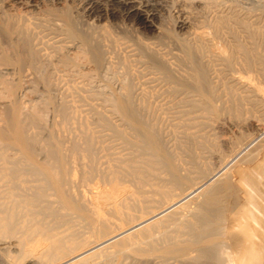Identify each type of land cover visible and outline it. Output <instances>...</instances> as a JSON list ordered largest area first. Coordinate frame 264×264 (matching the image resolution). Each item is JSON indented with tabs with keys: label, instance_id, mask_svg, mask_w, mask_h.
<instances>
[{
	"label": "bare ground",
	"instance_id": "obj_1",
	"mask_svg": "<svg viewBox=\"0 0 264 264\" xmlns=\"http://www.w3.org/2000/svg\"><path fill=\"white\" fill-rule=\"evenodd\" d=\"M15 1H16V4H21L20 6L24 5V10L26 11H28L29 8H32V4H30L29 1L28 3L25 2L23 4L21 0H15ZM81 1H83L84 7L82 8L88 18H91V19L94 18L95 20L99 21L102 19L104 14L107 16L109 15L113 18L120 17L121 19H123L124 21L128 23L136 24L142 30H147L149 28L156 29L154 25L152 24L153 23L152 21L156 19L157 16L160 15V13L162 12V9L164 8L163 6L164 4L173 5L174 7L170 9V10H174L173 12H175V10L177 12L180 8H182V10L185 7L187 8L189 7L188 9H191V6L192 7L195 6V8L193 9L197 8L199 10V13L202 12L206 15V18H203V17L201 18V16L199 17V15L202 13L200 14L198 13V15H195L196 16L195 19H197V20L194 19V21H196L195 24L197 25L195 26V28L190 27L189 23L187 22V20L189 19L188 16H187L188 19L185 16L183 20L180 19L181 18L180 17L179 18L180 21L178 20L179 22L176 23L177 25L175 24L176 29L181 30V31L182 30L186 31V29H191V31H189L190 32L189 36L192 39L191 44L193 42V46H191V48L187 47L186 48L187 50L185 51V53L183 52L184 53L183 55L184 63L188 67L187 72H185L184 70L185 72L184 74L181 72L182 74L179 73V76L171 75L170 71H168V68L165 66V64L161 62L162 58L161 57L158 58L157 55L152 54L153 51L149 52L146 50L147 51L146 54H148L147 58L149 57L148 60L149 59L151 60V62L155 66L154 68H156L158 72L156 69L154 70L157 73H159V76L157 75L155 77L158 80H156L153 76H151L154 78V80H152L149 76L150 81H153V82L156 81L155 82L156 84L160 82L161 87L163 86V84L165 85L164 87L166 88L164 89L163 87L165 91L163 90L162 91H163V95H166L167 99H169L167 100L168 103L172 99L171 102L176 101L178 105L183 104L184 106L189 108V110L187 109L186 111H183L184 112L183 114L179 110L180 112V113L178 112L179 116L189 115V114L195 115V112H199L198 114L209 113V115L218 114L217 112L218 110L214 109L216 108V106L213 108L214 106L213 104H215L217 101L220 100V98L218 99L219 95H217L219 91L217 90V87H214V83L213 84L210 83L212 80L208 81V79H206L207 75L205 73L208 71H206L207 68L204 67V62L202 63V60H203L202 56H204L205 53L207 56V54L210 55L212 52L215 53V51H217L218 53L216 52L215 54H219V55L221 54V58L223 57L225 61H223L219 57L220 60H222L223 63L225 62L228 65V67L231 66L232 60H230V58L232 57V55L238 56L239 54V56L241 55L242 59H244L243 60L244 66L248 68L254 65V62H255L254 60L257 59L256 55L258 54L255 51V49L252 47L253 45L248 46V44H252L255 40H259V39L264 40V24H262V19L250 11L243 12L242 10L236 9V7H233V5L229 3L227 0H161V1L160 0H81ZM171 5L170 7H172ZM26 11L24 12V15H26L27 13ZM178 12H180V10ZM197 12H195V14H197ZM22 17H25V16H22ZM22 17L20 19H22ZM20 19L18 21H20ZM10 22L12 21L8 22L5 20L4 22H0V31L6 37V39L12 38V36L16 37L17 42H15L14 46L12 47L16 55L14 62L18 66L25 63L26 64L25 67L27 65L28 67H31L29 65L34 64L36 61V58L38 57V54L36 55L37 50L36 49L33 50L34 47H31V45H33L31 44L32 43V38L30 37L31 34H29V31L31 30V29L29 30V28L31 27H29L28 24L25 23V21L24 23L20 21L21 24L20 23L12 24ZM62 22L64 25V31H63L64 35L68 37V39H76L74 38L76 35H74L71 22H69L67 19H63ZM81 35L82 34H80V36ZM91 36L93 35L91 34ZM76 37H79V35L77 34ZM82 37L83 35L81 36V38ZM30 38H31V42H30ZM83 38L80 42L85 47V52L84 51L82 52L85 55L84 54L83 55L87 57L85 58L88 60L89 63H91L92 66H94V68L95 67L99 68V65L100 67H102L101 64H103L104 61H102L103 57L101 58V55L103 54V52H100L99 49L101 48L99 46L98 47L95 46L96 44L99 45L98 44L99 42L97 41L96 44L94 43V45L93 44L91 45L89 42V39L86 36L84 39ZM229 38L233 42L232 46L227 45L229 48H226L227 46L226 47L220 46L221 49L216 48L215 46H218V44L216 45L214 44V48H216V50L214 49L210 53L209 49L211 46L210 47L208 46L209 49H206L205 47L207 46L206 43H209L207 41H210L211 43L214 40L222 41L223 39L226 40ZM13 39L15 38L13 37ZM203 42H204V45L202 44ZM140 51L142 50L140 49ZM66 53H65V57L69 56L68 54L66 56ZM79 53L81 54V58L83 59L82 53L81 52ZM7 54L0 55L2 56L0 58L1 59L0 67L2 66L5 67L6 65H10V68H11L10 59L12 58L9 59ZM73 55H72V58L70 59H73L75 57ZM154 55L157 56L156 59L158 60L160 59L159 60L160 62H156L157 60L155 59ZM144 57L146 58V55ZM208 58L210 57L208 56ZM64 59H68L67 62L69 61L68 57L63 58L59 61L62 64H64L66 61ZM154 59H155V62H154ZM48 60H49V57H48ZM207 60L208 59H204V61L208 62ZM263 60L262 62L264 63ZM67 62L64 65L60 64L59 66L62 65L67 70V66L70 64ZM72 62L74 63V61ZM88 62L86 63L88 64ZM206 62H205V65H207ZM210 62H209V65H210ZM15 63L12 64L14 67H15ZM141 63H143V61ZM263 63H261L260 61L259 64L262 65L263 67ZM123 64L125 65V63ZM78 65H79L78 67L80 71L82 73H85L84 70L86 71L85 69L86 65H83V63L82 65L80 64ZM127 65L129 66V64ZM227 65H226V68H227ZM35 66L33 68H35ZM186 66H185V69H186ZM4 67H2V69H4ZM7 67L8 66H6L5 69H7ZM128 68L130 70L131 65ZM128 68L126 70H128ZM226 68L224 69L227 70ZM68 69H71V68H68ZM183 69H180V70H183ZM173 71H176V70H173ZM262 71H264V68L262 69ZM4 73H6V71ZM68 74L71 75L70 72ZM131 74H133V72ZM145 74L146 73H144V75ZM1 75L3 74L1 73ZM80 75L84 76V74H80ZM145 77L147 78V76ZM212 78L214 80V77ZM138 79H140V76ZM228 79L230 80V78ZM122 80L125 81L127 80V78H125V80L124 79ZM122 80L119 81L120 83L119 85L121 89V92L119 93L121 96L118 95L120 97H117L119 98V100H114L115 101L114 102V101H111L112 99L111 100L109 99V101L107 102H109L110 104L109 106L111 108L110 113L112 112L116 114L117 116L116 115L115 116L118 118V120L122 123L123 127L126 129L124 130V128H121V130H119L115 128L116 130H114L112 129L114 128L113 127L114 125L112 126L106 123L109 120L107 121L102 120V119L98 120L99 122H101L102 127L104 129L111 130L109 132L110 133L112 132V136L114 135L115 139L118 138L120 140L119 145H121V147L119 149L118 148L113 149L107 146L100 147L101 143H99L100 145H98V142H96L97 136L94 131L96 129L90 130L87 128V125L81 126V124H78V126L81 128V132H79L80 133L79 138H76L77 136L76 130L75 129L73 130L72 127L71 128L68 127L70 125L76 126V123H75L76 118H74V116H70V117L66 116L67 119L65 118L64 120L65 114H68V113L63 112L65 111L63 101L61 102L62 105H59V107L55 109V111L58 110L55 113L58 112V115L59 113L60 115L64 114L63 116L61 115V117L63 118L62 121H60L61 118L59 119V121L61 122L62 130L63 128L65 129V126L68 125L66 123L69 122V125L67 127L70 128V130L72 129V131L70 132H72V134L76 136L74 137L71 133H68V131H66L67 127H66V130H63L62 132H60L61 131L60 128L57 129L56 127L57 125L58 126L60 125L59 123V124L53 125L56 127L58 132L56 133L53 131L48 132L49 133L48 136L47 137L45 136L47 138L46 141L44 142L43 140L45 139L43 140L41 139L44 142L43 143L39 139V142H38L37 136L39 133H37V136H36L33 130L35 129L38 131V129H40L41 126L43 128L44 126L42 124L44 120L42 119L41 116L35 113L36 112L35 110L34 112L29 109L21 107V105H18L13 98V95H14L13 87L14 86L11 87L12 85L10 86L0 81V264H91L97 260L99 261L107 260L109 264H118L119 262L121 263V261H123L125 257L127 259L128 256L125 255L126 254V252L124 253L125 250H128L129 252L128 254H130L131 256L135 258H138V257L144 258L145 256L146 257L151 256L150 255L151 253L156 252L164 260H166V264L169 262L168 260L170 258L171 259L181 258L182 260L184 257L188 256L189 252L195 253L194 254V259L196 260L195 263L197 262V260L208 261V262H211L210 264H229L231 262V261L230 262L228 261V259L230 258V255L228 253L221 252L222 251L221 244L218 243L217 241L215 242L216 239L214 238L219 233L218 231L219 223H217L219 214L217 212L218 210H216L218 209L216 208L217 203H218L216 201L218 200H217L216 195L219 194V191L221 190V187L223 185L222 184L221 186H219L218 183L215 184V182L218 180V178H220L221 175L223 174L225 175V171L228 168L227 167L228 163L227 162L221 163V166H218V169L214 171L213 173H211L210 171L211 167H209L210 169L206 168L207 166L206 158L207 157L205 158L202 154V157H203L202 160H204L205 158L206 161L198 162L197 160L199 159V157L194 156L196 154V151L193 148L191 149H193L195 153L194 154L192 153L194 151H190V153L193 154L194 159L191 158L192 154L190 158H189L190 154H188L189 156L185 158L186 161L188 160V158L190 159V162H191V163L189 162L190 164L188 162H185L184 161L185 159L183 161L180 160L181 162H185L184 165L187 163V165H191L192 167L188 166L189 168H185L187 165H185V167L183 165L182 167L183 163L181 165L179 162L176 163L175 162L176 159H174L173 155L174 154L177 155V152L174 151L175 148H172V145L174 144H170L171 148L174 149V150L171 149L174 152V154L172 155L170 148H169L170 150L169 151L165 143L162 141V139L166 138L167 135L162 136L163 135L162 134L161 135L162 139H161L160 134L162 133V130H161V133H159L158 131L160 128L156 129L159 126L158 124L156 125L157 122L153 121L154 119L152 116L153 114L151 115L152 119L150 118V116L149 118H150V121L152 120V122H155V125L157 127L154 126L153 123L151 124V122L146 120L148 117L146 119L142 117L143 110L148 112V109H150L149 111H151L152 108H149L150 106L148 105L153 101L152 100L153 96L151 95L152 97H149V96L144 95V97L151 98L150 100L152 101L150 103L146 101V98L144 99L140 97L141 98L140 102L138 101L139 99H137L138 101L137 103H139V106L138 104L136 105L135 104L136 102L133 101L134 105H136L134 106L132 99L135 98L134 100L136 101V97L141 95L140 92L142 89H140V92L136 94L138 96H134L135 94L133 93L132 94L133 98H132L131 96L132 91L130 88V87H133V85H130L132 83H130L129 84L130 86H129L127 84L129 82L125 81L126 83H124ZM127 81H130V80H127ZM147 81L149 82V79ZM147 81H145V83ZM219 82L217 83L219 84ZM160 83L158 85H160ZM231 83L232 85L226 84L223 86V89H222V86L220 88L223 91V92L220 91V95L223 94L221 95V97L223 96L224 99H226V102H230V105L234 104L235 106L238 107L242 103L244 104V102H247L249 99H251L250 98L251 91L249 90L251 89L250 84L247 85L245 83H242V81L238 79L232 80ZM105 86L107 85L105 84ZM144 86L146 85L144 84ZM155 86L153 88L157 87ZM136 88H138L137 85H136ZM157 88H160V86ZM84 90L86 89L84 88ZM216 90L218 92H216ZM239 90L240 92H238ZM151 92H148L149 93L148 95H150ZM189 93H191V95ZM222 99L220 100V102H222ZM103 100H108V99L105 97V99ZM101 101H102V98H101ZM261 101L259 103H262ZM146 102L149 104L145 105ZM249 102L251 104L253 103L251 101ZM61 103L59 102V104ZM177 103L173 106L176 107ZM216 104L218 105V103ZM183 105H182V108H183ZM234 105H231V108ZM145 106L146 108L148 107L147 110H145L144 108ZM261 106L263 107V105ZM170 107L171 106H169V108ZM156 109H157V106H156ZM233 109L234 108L230 110L233 112ZM243 109H244V106H243ZM81 110L83 111V109ZM66 111L68 110L66 109ZM262 111L264 113V110ZM235 112L238 113L239 111H235ZM148 114H144L145 117ZM96 115L98 116V114ZM162 115H166V114L163 113ZM205 116L204 115L202 116L201 123L198 122V124H202V127H204L203 126L204 123L207 124L208 122L207 120L206 122L203 119V117L206 118ZM98 117L100 118V116ZM185 117L186 116L184 117L181 116L180 120H183ZM194 117L195 116H193V118ZM199 117L201 116L199 115ZM236 117H237V114H236ZM193 118L190 117L189 120L188 119L187 120L191 121L190 123H192V120H195L196 117L194 119ZM198 119L200 118H197L196 121H199ZM203 120L205 122H203ZM101 124L99 123L100 128H101ZM198 124L196 125V127L199 126ZM44 125H46L45 122H44ZM38 126L40 127L37 128ZM189 126H188V129H189ZM172 127L174 128V126ZM193 127H194V124H193ZM202 127H199V129H202ZM56 129L54 131H56ZM191 129H189V131ZM173 130H172L173 133L177 132L176 130L175 131ZM73 131H75V133H73ZM199 131L198 133L196 132V134H199ZM59 132L62 134H60ZM194 132H195V129H194ZM65 133L68 134L67 138H69L68 136H70V139L66 141L71 140L72 137L75 138V139L72 138V141H70L67 146H65V142L62 144V139L64 138V136L66 137V135H64ZM193 133H190L189 135L191 136V134L193 135ZM174 136L172 137L171 140H173ZM196 137L198 138V135ZM169 139H167L169 141L167 142L171 143ZM186 139L187 141H189L188 142L189 146L193 147L192 145L193 143L192 141H194L193 137H187ZM204 140H198V142L199 141L203 142ZM173 141L172 143L175 142ZM41 142L43 144H40ZM190 142H191V145H190ZM38 143H39V146H38ZM184 143L182 142V145ZM188 144H185V146L184 145L183 146L186 147ZM198 144L196 145L198 146ZM97 145L99 146L100 150H102L103 152H106V153L107 151L110 152L107 155L105 154L103 160H101V157L100 159H98L99 157L98 158L96 157L99 154V152H97V150H99L97 149L98 147ZM103 145L105 146V144ZM206 145L207 144H205L204 147ZM179 148L181 147L180 146L178 148L176 147V149H179ZM189 149L190 148L187 147L188 151ZM184 150H186V148H184ZM210 150L213 151L212 148ZM95 151L97 155H95ZM36 152L39 154L40 153L44 154L41 161L37 159L38 156ZM180 152H182V157H183V151L181 150ZM202 152H200V154ZM209 152H208V155L212 153V152L211 153ZM180 156L181 155H179L178 159H180ZM209 158H211V156ZM76 163L79 166V171L73 172L72 169L76 165ZM207 169H209L210 172ZM92 177H96L97 180H100V182L101 181L106 182V184L110 185L111 189L108 187L110 191L108 190L109 192L107 193L105 191V193L98 192L95 194L90 192L91 194L88 195V193H86L88 190H86V192L84 189H79V191L75 190V187L76 189H77V186L82 187L79 184L81 185L84 184L88 180H91L90 178ZM85 188H88V187H85ZM80 190H84L85 193ZM222 190H224V188H222ZM196 195L201 196L200 198L201 201L199 200V202H196V201H193L194 199L190 201V199H192ZM195 198L197 199V197ZM188 208L189 209L191 208L192 212L189 215L188 214L186 215V212H187L186 209L188 210ZM170 227H172L171 230L169 231L166 230ZM157 233L159 236L156 235ZM154 234L157 237L154 236ZM227 254L229 256L228 259L226 258ZM162 262L165 263V261L161 260L160 263L162 264ZM180 262H183V261H180Z\"/></svg>",
	"mask_w": 264,
	"mask_h": 264
},
{
	"label": "rangeland",
	"instance_id": "obj_2",
	"mask_svg": "<svg viewBox=\"0 0 264 264\" xmlns=\"http://www.w3.org/2000/svg\"><path fill=\"white\" fill-rule=\"evenodd\" d=\"M28 1L30 2V4H32V8H29L28 11H26V10H24V5L20 6L21 4H16L15 0H0V22H4L6 20L8 22L12 21V22H10L12 24L13 23L14 24L15 23L21 24V22L24 23V21H25V23L28 24L29 27H31V28H29V30L31 29L32 31L30 30L29 34H31L30 37L32 38L31 44L34 45V46L31 45V47H34L33 50L34 49L37 50V52H36V50H35V52H36V55L38 54V57L36 58L35 63L32 64L33 66L29 65L31 67H28V65L25 67V65H26L25 63L22 64L23 66L22 65L18 66L14 62L16 55H15L14 50L12 49L15 42H17L16 37L12 36V38L6 39V37L0 31V55H6L8 52L7 56L9 57V59L12 58V59H10L11 68H10V65H6V66H8L7 69H9V70L5 69L6 66L5 67L2 66V67H4V69H2V67H0L2 69V70L0 69L1 70L0 75H1V73L3 74L0 76V81L4 82L5 84H8L10 86L12 85L11 87L14 86L13 87L14 88L13 89V94H14L13 98L18 105H21V107L29 109L31 111L35 110L36 112L35 111L34 112L37 113L39 116H41L42 119L44 120L43 124H42L44 126L43 128H42V126L41 127L38 126L37 128L40 127V129H38V131L35 129L33 130V132H35L36 136H37V133H39L37 136L38 142H39V139H40V141L45 139V140H43L45 142L47 139L46 137L49 134L48 132L53 131L56 133V132H58L57 131L58 128H60V130H61V131L59 130L60 132H62L63 130H66V127L69 125V122L66 123L68 125L65 126V129L63 128V130L61 128V122H60L63 119L61 117V115L63 116L64 114L60 115V113H59V115H58V112L55 113L56 111H58V110L55 111V109L58 108L59 105H62L61 102L63 101L64 110H65L63 112L68 113V114H65L64 120H65V118L67 119V117H70V116H74V118H76L75 119L76 120V122H75L76 126L70 125L68 127H70V128L72 127L73 130L75 129L78 137L76 135L72 134V132H70V131H72V129L70 130V128L67 127L66 131H68V133H71L74 137L76 136V138H79V136H80L79 132H81V128L78 126V124H81V126L87 125V128L90 130L96 129V130H94L96 133V136H97L96 142H98V145H100L99 143H101L100 147L101 146L102 147L107 146V147H111L113 149H117V148L119 149L121 147V145H119L120 140L118 138H116V139H118V140H116L114 138V135L112 136V132L111 133L109 132L111 130L104 129L102 127L101 122H99L98 120L99 119L100 120L102 119L105 121L109 120L110 123H112V124H110L109 121H107L106 123H108L109 125H112V126L114 125L113 126L114 128H112L114 130H116V129L121 130V128H124L122 123L116 117L117 115L112 113V112H111L112 114L110 113L111 108L109 107L110 104L107 101H109V99L110 100L112 99L111 101L119 100V98H117V97L121 96L119 94L121 92L119 81L122 79L125 80V78H127V80L132 81V82H130V81L125 80L126 82H129L127 84L129 85L130 83H132L130 85H133V87H134V88L130 87L131 91H132V93H131L132 98H133V95H132L133 93L135 94L134 96H138L136 94H138L140 92V89H142L140 92L141 95L139 94L140 96L136 97V101L134 100L135 98L132 99V102L133 101L136 102L135 104L136 105L138 104V106H139V103H137V102L138 101L140 102V99H141L140 97H142L144 99L146 98V101H148L149 103L153 100L150 104L146 102L145 105L149 104L148 105V106H150L149 108H152V109H151V111H149L150 109H148V107L146 108V106H145L144 108H145V110L148 109V112L143 110L142 117L144 119H146L147 117L149 118V116H150V118L152 119L151 115L153 114L152 115L154 118L153 121L157 122L156 125L158 124V126H159L156 129L160 128L158 131L159 133H161V130H162V133L160 134V136L162 134H163L162 136H164V135L168 136V138L166 136V138H163V139L161 136L162 141L165 143L168 150H169V148H170V150L172 148H175V150L174 149H172V150L177 152L178 156L175 155L174 152L171 150L172 155L174 154L176 156L175 157L173 155L174 159H176L175 160L176 163L179 162L180 165L183 163L182 164V167H183L185 162H188V163L190 162L189 158L191 157L192 153L193 154L195 153V151H196V154L194 156L199 157V159L197 160L198 162L206 161V159H207L206 168L211 167V169L209 168L211 173L216 171L218 169V166H221V163H224V162L228 163V165H227L228 168L225 171V175L223 174L220 176V178H218V180L220 182L218 180H217L218 182L217 181L215 182V184L218 183L219 186H221L222 184L224 185V186L222 185L221 190H220L222 194L219 191V194L216 195L217 200H218V201H216V202H218L217 206H216V208H218V209H216V210H218L217 212L219 214L218 215L219 218H218L217 223H219L218 228L220 230L218 229L219 233L216 237H214L216 239L215 242L217 241L218 243L221 244V248H222L221 252H225V253H228L230 255V258L228 256V254L226 256L227 259L229 258L228 261L232 262V263L230 262L229 264H251V263H253V264H264V117H263L264 113L262 111V110H264L263 109L264 108V88H263L264 87V74H263L264 71H262V69L264 68V63L262 62V60L264 59V51H263L264 50V40L263 39L255 40L253 42L254 44L253 43L248 44V46L253 45L252 47L258 53V54L256 53L257 59L254 60L255 61L254 65L252 67H248V68L244 66V64H243L244 59H242V56L240 55L241 56L240 57L239 54H238V56L235 54L237 57L232 55L230 60H232L233 62L231 61V66L228 67V65L225 62H224L225 64L223 63V61H225V60L223 57L221 58V54L220 55L215 54L217 51H215V53H213V52L211 53V51H213L214 49L216 50V48L221 49V47H226L227 45L232 46L233 42L231 41L230 38L226 39V40L223 39L222 41L221 40H214L215 43H214V41H212L213 43L212 42L210 43V41H207L210 44L205 42L207 45V46H205L206 49H209L210 46H211L210 49H212V47H213L212 50L209 49V51L211 53L210 55L207 54V56H206V53H205L204 56L206 58L204 56H202V58H203L202 63L204 62V67H206L207 68L206 71H208V72L205 71L206 72L205 74L207 75L206 79H208V81L212 80L210 83L211 84L214 83V87H217V90L219 91L218 92L216 90V92H218L217 95H219L218 99L220 98V100H221L223 98L222 102H220V100L217 101V99H216L217 102L216 101L215 102L218 103V105L215 102H214L215 104H213L214 105L213 108L216 106V108H214V109L218 110L217 112L219 115L218 114H216V115L210 114L209 115V113L198 114L199 112H195V115L189 114V115H180L179 116L180 112H182V114H183L184 113L183 111H186L187 109L189 110V108H187L183 104L178 105V103L176 101L171 102L172 99L168 103L167 100H169V99H167L166 95H163V91H165L164 89L166 88V87H164L165 85L163 84V86L161 87L160 82H159L160 85H158L159 84L158 81H157L158 84L155 83L156 81H154V82L150 81V78L152 80H154V78L157 75L159 76V73H157L158 70L156 68H154L155 66L153 65L151 60L150 59L148 60L149 57L147 58L148 54H146V53H147V51H149V52L153 51L152 54L157 55L158 58L161 57L162 58L161 62L163 64H165V66L168 68V71H170L171 75L179 76V73L184 74L185 72H187L188 67L184 63V56L183 55H184L185 51L187 50L186 49L187 47L191 48V46H193V42L191 44L192 39L189 36L190 35L189 31H191V29H186V31L185 30L181 31V30L176 29L175 24L177 22H179L180 19L183 20L185 18V16H186V18L188 16L189 19L187 18L188 19L187 22L189 23L190 27L195 28V26H197L195 24L196 21H194V19L196 17L195 15H198V13H199V10L197 8L193 9V8H195V6L194 7L191 6V9H188L189 7L188 8L185 7V8H183V10H182V8H180L179 9L180 12H178L179 10L176 12V10H175V12H176L175 13V12H173L174 10H170L171 8L174 7L173 5H171V4L165 5L164 4L163 6L166 10L163 8L160 15L158 14L159 16H157L156 19H154L152 21L153 22L152 24L154 25V27L156 29L149 28L147 30H142L136 24L128 23V22L124 21L123 19H121L120 17H114L113 18L109 15L107 16L104 14L102 19L99 21L95 20L94 18H92V19L88 18L86 16V14L84 13V10L82 8L84 6H83V1H81V0H21L22 4L25 2L28 3ZM227 1L229 3H231L233 5V7H236V9H238V10H242L243 12L244 11L245 12L250 11L253 14H256L258 17H260L262 19V24H264V21H263V19H264V16H263L264 15V0H259V1L258 0H246V2H245V0H240V1L239 0H227ZM170 5L172 7H170ZM166 6H168L169 8ZM184 9L187 12H189V11L190 12L187 13ZM25 11L27 12L26 15H24ZM181 12H183V13H181ZM195 12H197V14H195ZM177 13H179V14L181 13V14L179 15ZM200 13H202V12H200ZM22 16H25V17H22ZM26 16H27V18H26ZM193 16H194V18H193ZM200 16H201V18L202 17L206 18V15L204 13L200 14L199 17ZM21 17L23 20L20 19ZM18 18L20 19L21 22L18 21L19 20ZM63 19H67L69 22H71L72 29L74 31V35H76V36H77V34L79 35V37L75 36L74 38H76V39L78 38L79 40L78 39L77 40L76 39H68V37H66L64 35V33H63L64 25L62 22ZM195 20H197V19H195ZM200 21H202V20H200ZM34 22H36L37 24ZM62 28H63V30H62ZM37 30H39V31H37ZM38 32H40V33H38ZM80 34H82L84 38L86 36L89 39V42L91 45L92 44L94 45V43L96 44L97 41L99 42L98 43L99 45L96 44L95 46H97V47L99 46L101 48V49H99L100 52H103L102 55H104V56L101 55V58L102 57L104 58V59L102 58V61H104V63L101 64L102 67H100V65H99V68L98 67L94 68V66H92L91 63L88 62V60L86 59L87 57L84 56L85 55L84 53H82L83 51L85 52V47L80 43L82 38H83V37L81 38L82 35L80 36ZM91 34L93 36H91ZM13 37L15 39H13ZM39 37H41V38H39ZM31 38H30V42H31ZM189 40H190V42H189ZM202 44L204 45V42ZM214 44L215 45L218 44L219 47L215 46L216 48H214ZM257 44H259V45H257ZM39 45H40V47H39ZM139 46L142 48H140ZM228 46L226 48H229ZM81 48H82V50H81ZM184 48H185V50H184ZM140 49L142 51H140ZM182 49H183V51H182ZM106 51H108V52H106ZM209 51H208V53H209ZM79 52L82 53L83 59L81 58V54ZM65 53H66V56H67V54L70 56V57L67 56L69 58L68 62H67L68 59H64V60H66L65 63L67 62V63L71 64V65L67 64L68 66L66 65L67 70L64 66H62L65 63L62 64L59 61L63 58H67V57H65ZM9 55H11V56H9ZM72 55L75 57L73 59H70V58H72ZM145 55H146V58L144 57ZM217 55H218V57H217ZM62 56H64V57H62ZM76 56L79 58H77ZM157 56H155V59ZM208 56L210 58H208ZM1 57L2 56H0V58ZM48 57H49V60H48ZM219 57L223 61L220 60ZM84 58H85V60H84ZM81 59H82V61H81ZM144 59H145V61H144ZM155 59H154V62H155ZM204 59H208L207 60L208 62L204 61ZM137 60H139V61H137ZM156 60H157L156 62H160L159 61L160 59L159 60L156 59ZM259 60L261 61V63H263V67H262V65L259 64L260 63ZM72 61H74V63ZM102 61H101V63H102ZM122 61H123V63H125V65L122 63ZM142 61L144 64L141 63ZM58 62H59V64H58ZM84 62L85 63L88 62V64L87 63L85 64ZM137 62H139V63H137ZM205 62L208 66L205 65ZM209 62H210V65H209ZM0 63H1V61H0ZM14 63H15V67L12 65ZM82 63H83V65H86L88 68L87 69L85 66L86 71L84 70V72L86 74L82 73L78 67L79 66L78 64L82 65ZM126 63L129 64V66ZM60 64H62V65L59 66ZM122 64H123V66H122ZM220 64H222V65H220ZM130 65H131V68L129 70L128 67H130ZM226 65H227V68H226ZM34 66L37 69L33 68ZM37 66H39V67H37ZM185 66H186V69H185ZM54 67H55V69H54ZM38 68L39 69L41 68V69L39 70ZM68 68H71V69H68ZM127 68H128V70H126ZM178 68H179V70H178ZM224 68H226L227 70H225ZM154 69H156L157 72ZM180 69H183V70H180ZM3 70H5L7 74L4 73L5 71H3ZM173 70H176V71H173ZM184 70H185V72H184ZM36 71H37V73H36ZM78 71L80 72V74H84V76L83 75L81 76ZM131 71L133 72V74H131L132 73ZM69 72L71 73V75L68 74ZM175 72H176V74H175ZM227 72H228V74H227ZM9 73H11V74H9ZM128 73L131 75H129ZM144 73H146V74L144 75ZM152 73H154V74H152ZM240 73H241V75L242 74L243 75L241 76ZM74 75H76L78 77H76ZM139 76H140V79H138ZM145 76H147L150 83L153 82V83H151L152 85L147 81L148 79ZM149 76H150V78H149ZM151 76H153L154 78ZM212 77H214V80ZM111 78H112V80H111ZM228 78H230V80ZM143 79L145 81H147L146 83L148 84V86ZM236 79L241 80L242 83H245L247 85L250 84V87H251V89H249L251 91V93H250L251 97L250 98L253 101L251 99H249L247 101L248 103L247 102H244V104L242 103L244 106V109L246 108L245 110L243 109L242 104L238 107L235 106L234 104H231V105L235 106V107L232 106V108H234L233 112H232L230 102H226V99H224L223 96L221 97V95H223V94L220 95V91H222L224 85H226V84L232 85V83H231L232 80H236ZM4 80H6V81H4ZM139 80L140 81L142 80V81L140 82ZM156 80H158V79H156ZM125 81H123V82L126 83ZM49 82H50V84H49ZM217 82H219V84ZM221 83H223V84H221ZM105 84L107 86H105ZM138 84H139V86H138ZM144 84L146 86H144ZM260 84H262V85H260ZM136 85L139 89L136 88ZM155 85L156 86L158 85L157 87L160 86L161 89L157 88ZM154 86L157 89L153 88ZM221 86H222V89H220ZM142 87H144V88H142ZM163 87H164V89H163ZM218 87L220 90L218 89ZM84 88L86 90H84ZM145 88H146V90H145ZM95 89H97V90H95ZM119 89H120V91H119ZM149 89L150 90L152 89L151 91L154 93H152ZM155 89H156V91H155ZM145 91H147V92H145ZM148 92H151L150 95H148L149 94ZM238 92H240V90ZM189 94L191 95V93H189ZM251 94L252 95L254 94L255 97H254V95L252 96ZM118 95H120V96H118ZM144 95L149 96V97L153 96L152 100H150L151 98H149V97H144ZM100 97L102 98V101H101ZM105 97L108 100H103V99H105ZM252 97H254V98H252ZM89 98H90V100H89ZM137 99H139V100L137 101ZM147 99H149V100H147ZM158 100H159V102H158ZM223 100H225V101H223ZM261 100H263V101H261ZM67 101H68V103H67ZM249 101H251L253 103L251 104ZM260 101L262 103H259ZM59 102L61 104H59ZM134 102H133V105H134ZM27 103H28V105H27ZM176 103H177L176 107L173 106ZM228 103H229V105H228ZM24 104H25V106H24ZM136 105H134V106H136ZM182 105H183V108H182ZM252 105H254V106H252ZM261 105H263V107ZM66 106H67V108H66ZM88 106H89V108H88ZM156 106H157V109H156ZM169 106H171V107L169 108ZM172 106L175 107L176 110ZM228 106H230V107H228ZM185 107H186V109H185ZM42 109H44V110H42ZM66 109L68 111H66ZM81 109H83V111ZM160 110H162V111H160ZM179 110H180V112H179ZM235 111H239L240 113L239 112L238 113L240 116ZM144 112H146V113H144ZM247 112H248V114H247ZM249 112H251V113H249ZM148 113H150V114H148ZM163 113L166 115H162ZM96 114H98V116H100V118ZM144 114H148V115L145 117ZM236 114H237V117H236ZM197 115H198V117H197ZM199 115L201 117H199ZM203 115L204 116L206 115L205 117L209 118V120H208V118L206 119L203 117V119L205 121L206 120L208 121V122L206 121L207 124L204 123V125H203L204 127H202V124H198V122H200V123L202 122V116ZM181 116H183V117L186 116L184 119L182 118L184 121L180 120ZM193 116H195L196 118L194 117L195 120H192V123H190L191 121H188V120L190 117L193 118ZM148 118L146 120H148L149 122H151V124L153 123V125L156 126L155 122H152V120L150 121V118L149 119ZM197 118H200V119H198L199 121H196ZM59 119H60V121H59ZM79 119H80V121H79ZM204 120H203V122H205ZM55 121L58 123H56ZM105 121H104V123H105ZM44 122L46 123V125H44ZM98 122L101 124V128H100V125ZM59 123H60V125L59 126L57 125L56 126L57 129H56V127L53 125H56ZM102 123H103V121H102ZM66 124H64V125H66ZM118 124H120V125H118ZM189 124H190V126H189ZM193 124H194V127H193ZM197 124L199 125V126H197L198 128L196 127ZM117 125H118V127H117ZM169 126H170V128H169ZM172 126H174V128ZM188 126H189V129H191V127H192L193 130L191 129L189 131ZM84 127H86V126H84ZM199 127H202V129H199ZM51 128L52 129L54 128V129L52 130ZM55 129H56V131H54ZM125 129L126 128H124V130ZM194 129H195V132H194ZM172 130L173 131L176 130L177 132L176 133L174 132V133L177 135H175L172 132ZM188 131L190 133L194 132L193 135L191 134V136H190L189 135L190 133ZM198 131H199V134H196V132L198 133ZM105 132H107V133H105ZM73 133H75V131H73ZM60 134H62V133H60ZM110 134H111V136H110ZM64 135H66V137L64 136V138L62 139V144L65 142V146H67L69 144V142L72 141V138L75 139L71 135V137H72L71 140L66 141V140L70 139V136H68L69 138H67L68 134L65 133ZM194 135H196V136L198 135V138ZM173 136H174L173 140L175 142L173 140H171ZM187 137H193V140H194V141H192L193 147L189 146V144H188L189 141H187V139H186ZM206 137H208V138H206ZM167 139H169L171 143H168L169 141ZM184 139H186V140H184ZM197 139L198 140H204L205 139V140L203 142L199 141V142H201V143H199ZM172 141L174 143H172ZM184 141H185V143H184ZM195 141H197L200 145ZM42 142L40 144L44 143V142L43 143ZM182 142L184 143L183 144L184 146H185V144H188V145L186 147H184L182 145ZM176 143H177V145H176ZM103 144H105V146ZM170 144H174V145H172V148H171ZM196 144H198V146ZM201 144H203V145H201ZM205 144H207L209 147L207 145L204 147ZM178 145L181 147L179 149H181L183 151V157L184 156H186V157L183 158L182 152H180L181 150L176 149V147L177 148L179 147ZM190 145H191V142H190ZM38 146H39V143H38ZM199 146H200V148H202V147H204V148L200 149ZM210 146L214 152L210 150L211 149ZM187 147L190 148L189 151L187 150ZM184 148H186V150H184ZM191 148H193L195 151ZM205 148H206V150H205ZM97 149H99V150H97V152H99V154L96 157L97 158L99 157L98 159H100V157H101V160L104 159L105 154L107 155L110 153L109 151H107V153L103 152L102 150H100L99 146L97 147ZM200 150H202L204 152L207 151V152L204 153ZM190 151H194V152L190 153ZM209 151H211L212 153ZM37 152H38V150H37ZM37 152H36V154L38 156L37 159L39 161H41L44 154H42V153L39 154ZM200 152H202V153L200 154ZM208 152L213 154V155L209 154L211 156V158H209L210 156L208 155ZM188 154H190V156ZM193 154H192L191 158L194 157ZM202 154L205 158L206 157L207 158L206 159L204 158V160H202L203 159ZM95 155H97L96 151H95ZM179 155H181L180 159H178ZM188 156H189V158L186 161L185 158H187ZM234 156H236V157H234ZM180 160L181 161L184 160L185 162H181ZM230 161H232V162H230ZM185 165H187V163ZM185 165H184V167H185ZM208 165H210V166H208ZM188 166L192 167L191 165H187L185 168H189ZM209 169H207V170L209 171ZM72 171L73 172L79 171V166L77 163L73 167ZM76 172H75V174H76ZM92 178H93V180H92ZM92 178H90L91 180H88L89 182L87 181L82 185L79 184L82 187L77 186V189L75 187V190L79 191V189H84L85 192H86V190H88L86 192V193H88V195L91 193H94V194L98 193V192L105 193V191L107 193L110 191L111 187H110V185L106 184V182H102V181L100 182V180H97L96 177H92ZM95 179L97 182L95 181ZM83 185L85 187H88V188H85ZM96 185H98V186H96ZM222 188H224V190H222ZM84 190H80V191L84 192ZM195 197H197V199ZM195 197L190 199V201H192L193 199H194L193 201H196V202H199V200L201 201V199H200L201 196L196 195ZM191 210H192L191 208L190 209L188 208V210L186 209V211H187L186 215L187 214L189 215L192 212ZM171 228L172 227H170L166 230L169 231V230H171ZM156 235L159 236L158 233ZM156 235L154 234V236H156ZM214 238H213V240H214ZM125 252H126L125 255L128 256L127 259L125 257V259L123 261H121V263L119 262L118 264H122V263L123 264H149V263L150 264H161L160 263L161 260L165 261V263L162 262V264H166V260H164L156 252H153L150 254L152 257L151 256H147V257L145 256L144 258L138 257L140 259L135 258V257L131 256L130 254H128L129 253L128 250H125L124 253ZM153 254H155L156 256ZM194 254H195L194 252H192V253L189 252L188 256L183 258L184 260L183 259L181 260V258L180 259L179 258H176V259L172 258L173 259L172 260L170 258L168 261L170 262V264H172V263L173 264H210L211 263L208 261H200V260H197V262L195 263L196 260L194 259ZM246 255H248V256H246ZM149 259H151V260H149ZM179 260L183 261V262H180ZM138 261H140V262H138ZM156 261H158V262H156ZM169 262L167 264H169ZM91 264H109V263L107 262V260H101V261L97 260Z\"/></svg>",
	"mask_w": 264,
	"mask_h": 264
}]
</instances>
